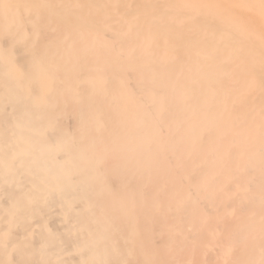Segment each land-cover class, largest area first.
<instances>
[{
  "label": "bare ground",
  "instance_id": "obj_1",
  "mask_svg": "<svg viewBox=\"0 0 264 264\" xmlns=\"http://www.w3.org/2000/svg\"><path fill=\"white\" fill-rule=\"evenodd\" d=\"M0 264H264V0H0Z\"/></svg>",
  "mask_w": 264,
  "mask_h": 264
}]
</instances>
